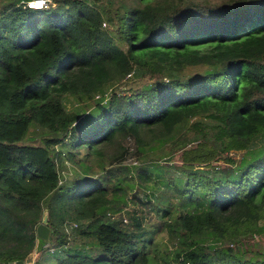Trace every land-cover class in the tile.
<instances>
[{
	"label": "trees",
	"instance_id": "obj_1",
	"mask_svg": "<svg viewBox=\"0 0 264 264\" xmlns=\"http://www.w3.org/2000/svg\"><path fill=\"white\" fill-rule=\"evenodd\" d=\"M31 1L0 0V263L264 264V0Z\"/></svg>",
	"mask_w": 264,
	"mask_h": 264
},
{
	"label": "water",
	"instance_id": "obj_2",
	"mask_svg": "<svg viewBox=\"0 0 264 264\" xmlns=\"http://www.w3.org/2000/svg\"><path fill=\"white\" fill-rule=\"evenodd\" d=\"M46 224H47V213L44 212L42 221L36 228V235L38 238L42 240H47L49 235V228L46 226ZM31 262H32V256L28 257V259L26 260L27 264Z\"/></svg>",
	"mask_w": 264,
	"mask_h": 264
},
{
	"label": "built area",
	"instance_id": "obj_3",
	"mask_svg": "<svg viewBox=\"0 0 264 264\" xmlns=\"http://www.w3.org/2000/svg\"><path fill=\"white\" fill-rule=\"evenodd\" d=\"M45 3H46L45 0H34L28 3V7L35 9H42L43 7H45Z\"/></svg>",
	"mask_w": 264,
	"mask_h": 264
},
{
	"label": "rangeland",
	"instance_id": "obj_4",
	"mask_svg": "<svg viewBox=\"0 0 264 264\" xmlns=\"http://www.w3.org/2000/svg\"><path fill=\"white\" fill-rule=\"evenodd\" d=\"M45 1H47V2L49 3L48 0H45ZM231 157L233 158V156H231ZM239 157H240V155L238 156L237 159H239ZM161 241H166V240H165V238H162ZM168 244H169V246H173V242H171V241H169ZM32 261H33V257H32ZM31 263H32V262H31ZM31 263H28V264H31Z\"/></svg>",
	"mask_w": 264,
	"mask_h": 264
}]
</instances>
